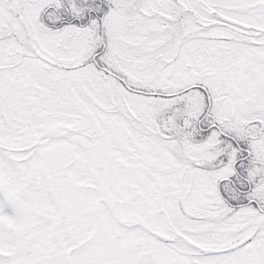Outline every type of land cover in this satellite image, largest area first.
<instances>
[{
  "label": "snow or ice",
  "instance_id": "1",
  "mask_svg": "<svg viewBox=\"0 0 264 264\" xmlns=\"http://www.w3.org/2000/svg\"><path fill=\"white\" fill-rule=\"evenodd\" d=\"M0 264H264V0H0Z\"/></svg>",
  "mask_w": 264,
  "mask_h": 264
}]
</instances>
